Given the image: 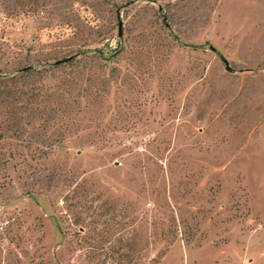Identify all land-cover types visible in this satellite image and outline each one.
Wrapping results in <instances>:
<instances>
[{"label": "rangeland", "instance_id": "obj_1", "mask_svg": "<svg viewBox=\"0 0 264 264\" xmlns=\"http://www.w3.org/2000/svg\"><path fill=\"white\" fill-rule=\"evenodd\" d=\"M0 264H264V0H0Z\"/></svg>", "mask_w": 264, "mask_h": 264}, {"label": "water", "instance_id": "obj_2", "mask_svg": "<svg viewBox=\"0 0 264 264\" xmlns=\"http://www.w3.org/2000/svg\"><path fill=\"white\" fill-rule=\"evenodd\" d=\"M118 31H119V30H118ZM223 59H224V62H225V67H226V68H229L228 60L225 59V58H223Z\"/></svg>", "mask_w": 264, "mask_h": 264}]
</instances>
